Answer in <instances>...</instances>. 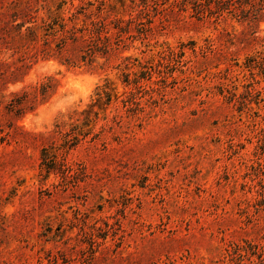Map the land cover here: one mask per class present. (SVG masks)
I'll use <instances>...</instances> for the list:
<instances>
[{
	"label": "rangeland",
	"instance_id": "374dc122",
	"mask_svg": "<svg viewBox=\"0 0 264 264\" xmlns=\"http://www.w3.org/2000/svg\"><path fill=\"white\" fill-rule=\"evenodd\" d=\"M0 264H264V0H0Z\"/></svg>",
	"mask_w": 264,
	"mask_h": 264
},
{
	"label": "trees",
	"instance_id": "16d2710c",
	"mask_svg": "<svg viewBox=\"0 0 264 264\" xmlns=\"http://www.w3.org/2000/svg\"><path fill=\"white\" fill-rule=\"evenodd\" d=\"M52 87V82L50 79H48L47 81L45 82H41L38 87H35L34 88V99L37 97H41V98H44L45 96L48 95V92L50 91ZM23 96L25 98H27L28 96V93L26 91L23 92Z\"/></svg>",
	"mask_w": 264,
	"mask_h": 264
}]
</instances>
